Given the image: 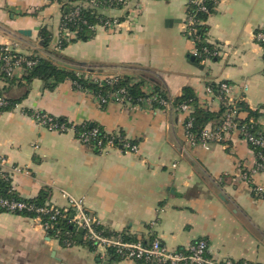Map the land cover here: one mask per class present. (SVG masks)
Listing matches in <instances>:
<instances>
[{
  "label": "crops",
  "instance_id": "crops-1",
  "mask_svg": "<svg viewBox=\"0 0 264 264\" xmlns=\"http://www.w3.org/2000/svg\"><path fill=\"white\" fill-rule=\"evenodd\" d=\"M188 4L125 0L122 8L104 9L122 20L120 28L98 26L92 40L58 51L62 10L57 1L0 0V45L14 43L22 53L67 69L83 64L132 77L134 83L145 78L144 91H153L157 83L171 99L190 88L201 107L212 112L219 111L220 103L205 95V87L227 82L236 100L259 110L264 125V54L255 41L264 26V0H220L207 20L208 42L218 50L217 59L198 64L190 58L196 57V47L186 33ZM43 28L54 37L49 49L40 40ZM26 73L10 79L0 74V92L21 101L11 111H0V155L30 173L14 180L19 198L34 199L46 190L47 203L65 208L67 191L82 198L106 229L134 240L159 239L170 249L206 240L217 260L264 264V198L240 178L256 161L243 139L231 135L208 150L191 147L185 117L175 106L103 107L71 81L50 90L40 79L28 83ZM36 110L77 125H97L139 149H99L73 133L50 132L28 116ZM252 180L264 189V173ZM0 264L142 263L112 261L109 253L88 245L65 248L34 220L0 212Z\"/></svg>",
  "mask_w": 264,
  "mask_h": 264
},
{
  "label": "built area",
  "instance_id": "built-area-1",
  "mask_svg": "<svg viewBox=\"0 0 264 264\" xmlns=\"http://www.w3.org/2000/svg\"><path fill=\"white\" fill-rule=\"evenodd\" d=\"M110 1L124 2V0ZM190 1L200 6L201 10H205V7L202 6L203 0H189V2ZM86 2L95 5L96 3H99L100 0H79L76 4V9L70 14L71 19L80 15L81 7H83ZM194 25V18L187 17L186 33L189 37L195 33V30L193 29ZM103 26L105 28L117 30V28H120L121 22L118 20L112 22L106 21ZM62 31H64L63 35ZM60 33L64 37H67L69 34L67 30H64L62 25ZM255 41L261 47L264 54V26L255 33ZM14 53H19V56L13 55ZM194 55H199L197 49H195ZM214 55L218 56V52L214 53ZM25 56L32 55L20 52L17 45L14 43L3 46L2 51H0V72L4 73L6 78L10 79L18 72H25L27 69H30L36 64V61L32 58L26 59ZM33 57H36V55H33ZM93 70L94 71L87 73L86 78L100 87H113L115 84L119 83L123 76L118 73L104 74L98 72L96 69ZM133 84L135 83L133 82ZM73 85L75 88L80 89V86L77 83H73ZM216 85L217 89H213L210 85L206 86L205 95L217 100L220 103V106L226 108V111L219 123H211L207 125L199 135L192 134L189 130L192 127L191 115L195 112V108L189 104H182L176 107L177 110L186 117L184 130L187 143L191 147H200L208 150L212 144L224 143L231 135L239 136L255 151L256 156L254 166L250 170H244L241 173L240 178L244 183L251 186L254 193H264V189L255 185L252 180L255 175L264 173V155L260 152L261 150H264V125L260 124L261 130L255 133L251 132L246 125H240V121L244 120L247 115L239 111L236 106L239 100H236L233 97V86L227 82H220ZM244 89L247 90L246 87H244ZM84 92L93 95L101 105L116 104L122 108L130 110H147L154 107V103H158L160 107L165 109L174 107L171 99H162L157 93H146L148 97L143 98L139 103H134L126 87L112 90L106 95H101L100 93L96 94L94 91ZM5 99L6 96L0 94V107L6 105ZM28 116L37 125L50 132L73 133L74 135H78L75 137L85 145L93 144L100 149H109L117 146L114 144L113 140H109L106 144H103L100 139H96L99 135V129L97 128L93 129L91 132L77 134V124L70 122L71 125L67 126L64 123H61L58 118L44 111H30ZM250 121L251 123H254L253 120ZM109 135H114V137L120 136L115 135L114 133ZM123 141H125V149L135 153L138 151V145L132 144V142L126 138H124ZM25 174H30L25 167L15 165L11 163L9 158L0 155V180L8 182L11 191L14 192L15 190V178ZM63 196L68 201L67 207L65 208L49 203L47 204V207L35 208L25 199L0 197V209L9 214L19 215L34 220L42 227L47 235L54 230V221L58 216L66 218L67 215L71 213L72 224H74V227L78 232L79 230H83V239L89 244V246H92L95 251H104L106 253L112 251L118 258L125 261H134L142 264H233V260L230 259L221 261L213 258L210 254L206 240H200L188 246L176 249H170L159 239H153L148 242L143 240H127L125 239L126 235L124 233L106 229L101 224L100 220L88 211L85 201L82 198L73 196L67 191H63ZM26 211L35 212L36 216H26L24 213ZM46 213H52L49 221H45L42 217V215ZM62 236L63 239L60 238ZM50 238L60 244L63 243L65 248H71L76 245L71 234H66L65 236L62 235V232L60 231H57Z\"/></svg>",
  "mask_w": 264,
  "mask_h": 264
},
{
  "label": "trees",
  "instance_id": "trees-1",
  "mask_svg": "<svg viewBox=\"0 0 264 264\" xmlns=\"http://www.w3.org/2000/svg\"><path fill=\"white\" fill-rule=\"evenodd\" d=\"M57 1L61 5L62 10V20L61 25L63 26L64 30H67L69 33L67 37L62 36L64 34V31H62V35L60 34L58 37V42L56 44V49L63 50L65 49L70 43L75 42H88L92 40L96 35V29L98 26H103L106 21H114L118 20L121 22L122 20L119 18H112L107 16L104 13V9H115V8H122L125 6V0L124 2H117V1H110V0H100L99 3H96L95 5L86 2L83 7H81L80 15L78 17H74L71 19L70 14L72 11L76 9V4L79 2V0H51ZM220 0H203L202 6L205 7V10H201L200 6L189 2L187 6V17H193L195 21V25L193 26V29L195 30V33L189 37L194 43L195 47L198 50L199 55L195 57V61L197 63H202L204 60H215L217 59V56L214 55V53H217L218 50L215 48V46L212 43L208 42V25L207 20L209 17L213 14L215 7ZM111 3V4H110ZM61 25H60V31H61ZM53 35L47 31V29L43 28L40 32V40L42 42V45L45 49H49V46L53 42ZM3 46L0 45V51H2ZM18 54V55H17ZM13 55L19 56V53H14ZM53 56L57 57V54L54 53ZM26 59H35L36 64L31 67L30 69H27L25 72V79L28 83H30L33 79H40L47 89L53 90L56 88V86L62 82L65 81H71L72 83H77L80 86V91H94V93H100L101 95H106L112 90L121 89L123 87H126L128 90V93L134 103H139L143 98L148 97L146 92L143 90V86L146 82L145 78H140L139 83L133 84L131 77L124 76L120 79L119 83L115 84L113 87L109 86H98L96 83L90 82L86 75L88 72L94 71L91 67H86L83 64H77L79 69H67L63 68L61 66H58L54 61L46 58H41L40 56L36 55V57L32 56H25ZM1 66V64H0ZM0 74L6 78L4 73ZM1 78V77H0ZM7 79V78H6ZM213 89H217L216 84H208ZM207 85V86H208ZM153 93H157L158 96L162 99L168 100L171 99L169 96L167 90L163 88L162 85L155 83V88L152 91ZM0 94H3L0 92ZM4 95V94H3ZM6 96V95H5ZM173 102V106L178 107L182 104H189L192 105L195 108V112L192 113L191 119H192V127L189 129L190 133L199 135L201 131L209 124L211 123H219L222 119V116L224 112L226 111V108L224 106H220V109L218 112H212L208 109H204L200 105V101L197 97V95L194 93V91L190 88H186L183 91V94L176 98L171 99ZM6 105L0 107V111H11L17 105L21 102L18 99H12L6 96ZM108 104H102L103 107H106ZM154 107H159L158 103L153 104ZM239 111L246 113L247 117L244 120L240 121V125H246L247 128L251 130V132H259L261 130L260 123L258 119L262 116L259 112V110H252L243 100L239 99L238 103L236 104ZM28 114L30 113L27 112ZM185 117V116H184ZM61 123L66 124L67 126H70V122L58 118ZM250 120H253L254 123H251ZM186 121V117L184 120V124ZM99 129V135L96 139H100L103 144H106L109 140H113L114 144L117 145V147H121L124 149V143L123 136H116L114 137L109 135L103 128L92 125V124H81L76 126V132L82 133V132H91L93 129ZM77 137L78 135L75 134ZM134 144V143H132ZM136 145V144H135ZM89 146L95 145L91 144ZM100 149V148H99ZM264 155V150L260 151ZM257 153V151H256ZM257 197L264 198V193H255ZM49 196V192L46 190H43L41 194L34 199L26 200L30 204H32L35 208L40 207H47V199ZM0 197H5L9 199H18L19 197L16 195L15 192L10 190V185L8 182L4 180H0ZM22 199V198H20ZM0 212L6 213L4 210L0 209ZM26 216H36L35 212H24ZM52 213H46L43 214L42 217L45 221H49ZM54 230L49 232V237H52L57 231L62 232V235L71 234L73 239L76 242V245H88L89 244L83 239L82 241H79L78 236L79 232L75 229L74 224H72V215L69 213L66 218H63L62 216H58L57 219L54 221ZM126 235V234H125ZM63 239V236L60 237ZM125 239L127 240H134L130 236L126 235ZM63 245V243H61ZM64 247V245H63ZM89 248L94 251V248L92 246H89ZM109 255L112 258V261L115 260H121L118 258L112 251L109 252ZM252 262L247 261H234L233 264H251ZM256 264V263H255Z\"/></svg>",
  "mask_w": 264,
  "mask_h": 264
},
{
  "label": "water",
  "instance_id": "water-1",
  "mask_svg": "<svg viewBox=\"0 0 264 264\" xmlns=\"http://www.w3.org/2000/svg\"><path fill=\"white\" fill-rule=\"evenodd\" d=\"M22 34H25V35H29L30 33L27 32V31H20ZM192 61H194L196 64H198L196 61H195V57L194 56H191L190 57ZM83 235V230H79V236H78V239L79 241H82V236Z\"/></svg>",
  "mask_w": 264,
  "mask_h": 264
},
{
  "label": "rangeland",
  "instance_id": "rangeland-1",
  "mask_svg": "<svg viewBox=\"0 0 264 264\" xmlns=\"http://www.w3.org/2000/svg\"><path fill=\"white\" fill-rule=\"evenodd\" d=\"M124 76H125V75H123L122 78H123ZM131 79H132V82H134V81H133L134 78L131 77ZM145 92H146V91H145ZM146 93H152V91H150V92L148 91V92H146ZM261 121L264 122V119H261Z\"/></svg>",
  "mask_w": 264,
  "mask_h": 264
}]
</instances>
